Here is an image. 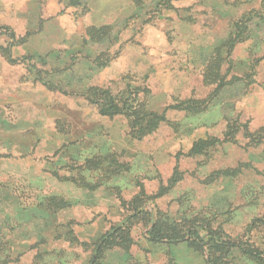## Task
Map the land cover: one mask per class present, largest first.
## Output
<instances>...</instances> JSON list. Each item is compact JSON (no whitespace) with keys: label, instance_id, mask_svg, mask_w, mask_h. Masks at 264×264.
I'll list each match as a JSON object with an SVG mask.
<instances>
[{"label":"rangeland","instance_id":"rangeland-1","mask_svg":"<svg viewBox=\"0 0 264 264\" xmlns=\"http://www.w3.org/2000/svg\"><path fill=\"white\" fill-rule=\"evenodd\" d=\"M160 1L0 0V33L25 38L10 62L0 35V264H88L136 197L144 211L175 220L217 213L215 226L231 237L264 217V142L241 135L264 129V0H179L171 9ZM245 19L252 35L228 49ZM25 59L55 70L65 93L35 81ZM219 85L206 108L166 110L167 122L142 140L124 117H102L82 96L137 89L161 113ZM232 123L240 132L229 143ZM200 139L217 142L189 157ZM232 169L235 177L215 176ZM175 171L182 178L169 190ZM44 197L66 206L43 212ZM147 219L132 221L128 254L114 251L107 264H205L182 244L148 242Z\"/></svg>","mask_w":264,"mask_h":264},{"label":"trees","instance_id":"trees-1","mask_svg":"<svg viewBox=\"0 0 264 264\" xmlns=\"http://www.w3.org/2000/svg\"><path fill=\"white\" fill-rule=\"evenodd\" d=\"M161 1V5L165 9H171V4L179 0ZM245 20L247 21L233 26L234 29L231 35L233 37L231 41L228 40V49L231 50L242 38L246 39L252 35L248 29L249 19ZM0 35L7 36L10 41L6 48L7 55L5 54L7 61L16 62L15 60L12 61L10 50L20 46L25 38L17 39L13 32H3ZM100 58L101 56L98 55L96 60H100ZM20 64L26 65L33 79L46 89L65 93L60 83L52 80L53 76L57 74L55 70L49 68L47 70L42 64L41 67H37L35 62L30 65L26 59L20 61ZM221 87L222 85L216 87L213 93L204 100L187 99L179 101L168 106L161 113L147 107L145 101L140 98L141 92L137 89H128L125 93L117 96L108 89L88 88L82 96L97 107L100 116L107 118L124 117L127 120L129 136L132 139L142 140L155 132L160 125L167 122L165 118L166 110L191 114L198 113L206 108L214 98H217ZM227 131L226 136H229V143L236 141V135L240 132L239 126L234 123L229 124ZM241 135L243 139L247 140V145L257 147L264 142V129L252 134L244 128ZM226 136L225 138H227ZM215 142H217L215 139L198 140L189 149L188 156L197 157L206 153L210 147L214 146ZM227 172H219L215 176L229 175V178H232L236 175L234 169L229 170V173ZM181 178V173L175 171L168 180V189H172ZM144 202L139 197L133 199L128 205V211L131 215L122 219L116 225L110 226L108 230L100 235L92 246L88 264H107L105 262L107 257L117 250L128 254V250L133 243L131 227L134 222L132 221H138L145 217L148 218L145 239L153 245L170 247L182 244L186 248L202 253L205 264H235L234 261L237 258L245 262L249 261L251 264H264V217L252 220L242 235L231 237L225 233L220 225L215 226L214 219L217 221V213L208 216L195 215L193 217H187L184 213L179 220H175L163 213L150 214L144 211L142 205ZM64 206H66V203L57 197H44L37 203V207L48 213H57Z\"/></svg>","mask_w":264,"mask_h":264}]
</instances>
